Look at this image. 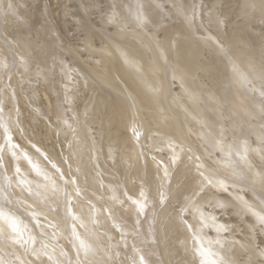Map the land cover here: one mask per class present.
Returning a JSON list of instances; mask_svg holds the SVG:
<instances>
[{
	"label": "bare ground",
	"instance_id": "obj_1",
	"mask_svg": "<svg viewBox=\"0 0 264 264\" xmlns=\"http://www.w3.org/2000/svg\"><path fill=\"white\" fill-rule=\"evenodd\" d=\"M109 1L85 67L46 74L9 21L19 0H0L3 264H234L233 246L235 264L264 259L250 237L264 232V0Z\"/></svg>",
	"mask_w": 264,
	"mask_h": 264
},
{
	"label": "rangeland",
	"instance_id": "obj_2",
	"mask_svg": "<svg viewBox=\"0 0 264 264\" xmlns=\"http://www.w3.org/2000/svg\"><path fill=\"white\" fill-rule=\"evenodd\" d=\"M153 1L162 2L161 5H162L163 11L169 12L173 9L172 8L173 4H174L173 0H153ZM74 2L76 4H74ZM227 2H228V4H230L233 7V5H234L233 1H231V2L227 1ZM18 3H19L18 4V11L17 12L14 11L12 13V18L9 21L12 25L13 23L20 20L18 22L19 27H16V32L18 35H20V37L24 36L26 38L27 43H30V45L28 47L29 52H27V58H29V60H26L27 63H28V61L30 63L29 66L26 64V66L29 67L28 68L29 71H33V69H34L33 64H34L35 65L34 67L40 68V70L43 73L47 74L48 72H46V71H48L50 68H52L55 64L58 65V62L60 63L61 61L64 63H67V64L68 63L71 64V63H74L75 61H78L80 66L85 67V64H84L85 57L83 56L84 53L79 50L81 41L85 36V31H86L85 29L88 28L89 26L90 27L92 26L93 28L99 27L100 18L102 16H104L105 13L110 8V1L109 0H80L79 4L77 3L76 0L75 1L69 0L67 2H66V0H65V2H64V0H19ZM219 3H220V1L218 2V4ZM222 3H223V1L221 0V3L219 5L217 4L216 7L222 5ZM198 4L200 5V2ZM64 7H65V10L63 12H61V9ZM230 13H226V14H228V15H226L227 20L224 17V19L226 20V23H228L227 22L228 20L230 21L231 19H233L229 23L234 22L236 25L238 23L240 24L243 19L240 17L241 20L238 21L240 18L235 16L236 14H233V13L230 14ZM20 16H22V17H20ZM233 16H235V17H233ZM1 20L2 19H0V21ZM236 21H238V22H236ZM3 22H4L3 20L0 22L1 23L0 26H2V27L4 26V25H2ZM10 23L8 25H10ZM254 24H255V22H254ZM252 26H253V22H252ZM107 28L111 29V25H108ZM255 29L253 27L252 29H250V31H254V32L255 31L256 32L261 31L260 28H257V26H255ZM227 30H229V29H226L225 32L229 33V31H227ZM228 33H227V35H228ZM261 33H264V30H262ZM6 34H7V32H4L2 38L7 39L8 35H6ZM225 35H226V33H225ZM261 35H263V34H261ZM263 36H261V38ZM24 37H21V38H24ZM262 39L264 40V37ZM55 41H57L61 44L62 43L65 44L66 47L64 46V48L61 50V53L58 52L59 49L54 50L53 56L50 57L49 56V54H50L49 47H53V45L51 46V44H53ZM254 46H255V48H253V44H252V48L255 50H258V49L261 51L264 50V47L262 48L258 45H254ZM74 48H76L77 50L76 51L73 50ZM69 49L71 51H69ZM254 52H256V51H254ZM28 53H29V55H28ZM76 54H77L78 58L76 57ZM33 61H34V63H33ZM36 61H38V65H37ZM75 80H76V72H72L70 74V76L68 77V81H69V83H72ZM254 83L255 84H254L253 88H251V89H253V91L255 90V88L257 89L259 87V86L255 87V86H257V84L260 85L258 83V79H255ZM45 84L47 86H49V84L53 85V86H58L59 85V72L56 71V72H52L51 74H49L47 77V82ZM249 84H250V82L246 85V87H248L247 89L250 88ZM246 87L244 85L242 89H244V88L246 89ZM262 88H263V86H262ZM262 88H261V90L258 89L260 92L259 91L255 92L259 98L262 97L261 91L264 92V90H262ZM251 89H249V90H251ZM258 93L260 95H258ZM263 98H264V96H263ZM0 111H1V109H0ZM248 136H249V134H248ZM251 140L253 141V139H251ZM204 207L207 210H210V209L212 210V207L209 205L205 204ZM222 218L223 219H230V222L233 225V227L229 233L231 236L230 240L232 242V245H235V242L239 241V239H240L239 236L242 234V232H241V229H242L241 228V220L242 219L237 218V216L233 213L231 214L229 212V207L226 208V214ZM252 233L250 234V237L251 238L253 237L256 239L254 244L252 245V247L256 251L264 249V232L258 231L257 228H255ZM1 237H3V236H1ZM237 250L238 249L235 248L234 246L231 249V254L234 258L233 259L234 264L238 260L239 261L242 260V257H244L243 253L241 251H237ZM10 252H11V250H8L6 248H0V263L3 264L5 261H9ZM263 253H264V251H263ZM245 255L247 256V254H245ZM257 256H260V255L257 254ZM252 259H253L252 261L254 264H262L264 262V259L261 257H258V258L253 257ZM126 261H127V258H126ZM126 263H129V260Z\"/></svg>",
	"mask_w": 264,
	"mask_h": 264
},
{
	"label": "snow or ice",
	"instance_id": "obj_3",
	"mask_svg": "<svg viewBox=\"0 0 264 264\" xmlns=\"http://www.w3.org/2000/svg\"><path fill=\"white\" fill-rule=\"evenodd\" d=\"M262 221H264V218H262Z\"/></svg>",
	"mask_w": 264,
	"mask_h": 264
}]
</instances>
